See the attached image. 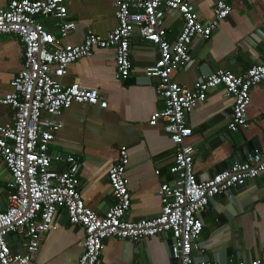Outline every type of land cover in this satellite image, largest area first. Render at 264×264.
Here are the masks:
<instances>
[{"label": "built area", "instance_id": "obj_1", "mask_svg": "<svg viewBox=\"0 0 264 264\" xmlns=\"http://www.w3.org/2000/svg\"><path fill=\"white\" fill-rule=\"evenodd\" d=\"M213 2L211 19L202 22L195 7L184 0H114L116 26L105 36L88 30L80 44L65 42L76 28L66 0H11L0 8V35L15 36L23 47L22 67L10 81L9 92L0 98V104L14 112L12 123L0 126V158L10 173L7 186L12 190L6 209L0 212V264H30L61 211L70 225L80 226L84 233L78 264H100L105 239L136 244L161 235L173 240L171 254L176 264H225L193 256L204 254L200 213L214 196L264 174V146L210 179L198 181L193 172L194 148L186 144L192 136L186 119L206 101L209 91L222 88L232 102L228 132L246 130L250 91L264 83V65H253L241 75L218 71L192 86L172 79L176 70L191 62L193 40H207L230 15V0ZM170 13L179 15L182 21L173 42L167 40L168 31L163 26ZM41 19H52L54 32ZM135 33L142 41L153 44L158 53L145 75L158 79L156 92L163 106L150 116L148 125L161 123L175 151L167 169L172 180L160 184L157 191L160 213L153 218L127 221L131 194L126 178V148L119 149L118 161L107 173L113 204L98 215L85 205L78 190V157L66 155L63 169L53 170V161L62 159L52 157L49 146L62 128L59 117L73 104L101 109L107 106L95 88L87 89L77 82L63 85L61 80L68 68L81 58L92 57L94 49H110L115 79L126 80L132 67L130 40ZM155 175L160 172L156 170ZM9 236L22 238L23 253L12 252L6 241ZM228 264H264V260Z\"/></svg>", "mask_w": 264, "mask_h": 264}, {"label": "crops", "instance_id": "obj_2", "mask_svg": "<svg viewBox=\"0 0 264 264\" xmlns=\"http://www.w3.org/2000/svg\"><path fill=\"white\" fill-rule=\"evenodd\" d=\"M11 0H0L4 8ZM195 7L199 19L207 22L213 15V0H184ZM114 0H66L70 19L76 28L65 42L80 44L88 30L101 36L115 26ZM232 11L207 39L195 38L190 46L191 62L173 74L179 84L192 86L202 77L218 71L241 75L253 65H264V0H230ZM48 29L52 19L40 20ZM167 40L173 42L181 31L182 21L175 13L166 14L163 22ZM23 47L13 35H0V98L10 90V81L22 67ZM132 67L126 80L114 77L113 51L94 49L93 56L81 58L69 68L63 85L77 82L84 88L97 89L107 102L98 106L73 104L59 120L62 128L50 144L52 169L61 171L66 155L78 157V190L85 205L103 215L113 204L107 178L108 170L118 161L119 149L126 148V178L131 194L127 221H140L160 213L157 195L160 184L170 182L167 173L172 164L174 144L162 130V124L149 126L150 116L163 106L156 92L158 79L145 71L158 58L157 48L142 41L137 33L130 40ZM231 100L222 88L211 90L204 103L187 116L192 136L186 144L194 148L193 172L198 181L214 176L220 166L232 161L235 149L246 141L264 146V83L250 91L247 110L249 126L238 133L227 130ZM13 110L0 104V126L12 123ZM160 172L159 176L155 171ZM224 170V169H223ZM213 174V175H212ZM11 176L0 158V212L6 209ZM203 229L200 244L204 254H193L220 263L241 260H264V174L240 188H231L222 197L211 199L200 213ZM83 230L70 225L64 211L54 229L40 243L30 264H78L83 253ZM13 253L24 252L22 238L6 239ZM100 264H174L165 236L146 238L126 244L117 238L103 242Z\"/></svg>", "mask_w": 264, "mask_h": 264}, {"label": "water", "instance_id": "obj_3", "mask_svg": "<svg viewBox=\"0 0 264 264\" xmlns=\"http://www.w3.org/2000/svg\"><path fill=\"white\" fill-rule=\"evenodd\" d=\"M243 133L241 132L240 135L242 137V139L244 140V144L240 147L236 146L235 143L232 141L233 143V149H235V153L233 155L232 161L230 163H226L223 164L222 166H220L218 168V170H216L214 172V175L217 174L219 171H222L223 169L229 168L233 163H240L244 160L245 156L247 153H253L254 151L258 150L260 148V146L253 140V141H246V139L244 138V136L242 135ZM50 153V150H49ZM213 175V174H212ZM254 179H249L247 180L246 183H250L252 182ZM242 186H236L235 188H240ZM227 193V192H226ZM226 193L223 194H219L217 196H214L213 199H218V198H222ZM154 216H152L151 218H153ZM17 237V236H15ZM166 237V236H165ZM167 246H168V251L171 257V261L176 264V260L172 258V254H171V245L173 244V240L167 238Z\"/></svg>", "mask_w": 264, "mask_h": 264}]
</instances>
